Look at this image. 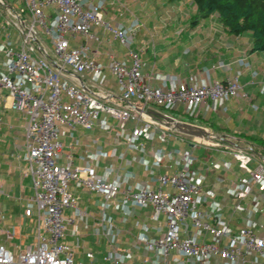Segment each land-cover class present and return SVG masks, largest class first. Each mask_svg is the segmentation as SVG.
Segmentation results:
<instances>
[{"label": "built area", "instance_id": "built-area-1", "mask_svg": "<svg viewBox=\"0 0 264 264\" xmlns=\"http://www.w3.org/2000/svg\"><path fill=\"white\" fill-rule=\"evenodd\" d=\"M21 2L20 6L16 1L11 5L0 0L6 8L1 26L0 98L11 97V107L27 118L24 149L28 165L24 173L32 177L37 233L35 241L18 252L0 243V264H85L76 259V248L67 239L69 227L76 224V218L66 214L68 208L78 205V197L70 189L74 181L104 198L95 232L107 237L111 245L117 236L112 237V232L117 229L118 233V228L106 209L128 214L133 207L149 205L166 216L163 233L150 238L144 230L134 243L152 256L133 260L131 249L112 245L103 256L104 264H264V208L259 207L264 199V156L253 144L228 145L247 174L238 176L237 185L228 189L235 199L234 211H247L244 223L237 227L230 218L222 217L223 203L211 205L214 191L205 190L196 168L189 167L196 161L191 147L213 143L203 135L193 137L190 148L178 151L187 167L161 173L156 185L123 187L116 177L99 174L92 163L71 166L60 162L64 155L72 161V155L64 153L62 127L111 130L112 125L102 118L106 114L117 120L121 130L133 121L126 136L130 146L142 147L139 140L148 130L167 140L177 132V119L167 110L182 106L194 114L204 103L213 108L225 99L249 98L240 75L198 82L191 74L188 79L172 77L169 84L157 85L153 73H143L141 55L131 47L141 25L138 20L134 28L114 25L105 17L101 0ZM11 26L17 31L16 39L7 31ZM97 28L127 47L130 59L110 55L105 64L90 56L89 41H102ZM106 69L115 79L117 92L103 88ZM2 121L0 115V124ZM218 138L221 143L231 140L227 135ZM107 173L114 175L110 169ZM250 197L255 200L253 207L246 201ZM75 232L79 235L77 229ZM84 253L89 260L96 257L90 248Z\"/></svg>", "mask_w": 264, "mask_h": 264}, {"label": "crops", "instance_id": "crops-1", "mask_svg": "<svg viewBox=\"0 0 264 264\" xmlns=\"http://www.w3.org/2000/svg\"><path fill=\"white\" fill-rule=\"evenodd\" d=\"M101 1H103L105 17L114 25L134 28L135 20L141 23L134 32L132 44H138L137 49L134 50L141 55L142 71L145 75L154 74V84L167 85L172 77L188 79L191 74L195 75L198 82L223 80L229 74L240 75L244 92L249 98L225 99L217 102L213 108L204 103L198 106L194 114L186 112L182 106L173 108L174 113H169L178 121L189 123L215 135L211 137L208 134H201L213 143L191 147L196 161L189 167L196 168L197 176L201 178L205 190L214 191L215 196L211 205L223 203L222 217L230 218L234 227L242 225L247 217V211H234L235 199L228 189L237 185L238 176L244 177L247 174L239 168L228 145L234 146L233 143H237L241 146L251 143L264 156L262 146L251 138V136L264 138V51H251L250 33L230 35L222 28L218 18L205 19L211 21V25L206 30L199 26L204 20L200 24L191 25L188 17L174 15L176 10L172 9L173 3L169 0ZM136 1L145 2L147 6L151 5L159 9L161 7L167 9L170 6L171 9L168 10H171L172 17H154L147 14L145 18H141L131 6ZM47 11L52 12L50 9ZM2 22L0 18V42L4 39ZM7 31L10 33V29ZM16 32L15 30L11 34L14 39L18 36ZM97 32L102 41L90 46V56L105 64L109 63L110 55L130 59L129 55L126 57L123 51L112 46L111 42L114 39L110 34L105 33L101 28H97ZM178 32L191 37L193 44L189 42L176 44L174 34ZM146 37H150V46ZM105 43H110L113 49H107ZM158 48L163 52L160 57ZM106 76L103 88L117 92L115 79L107 69ZM11 104V97L4 95L0 98V115L3 118L0 124V222L4 218L6 220L0 228V243H6L9 248L7 239H2L1 234L6 232L5 234L10 238L15 234L22 237L23 218H33L35 230L37 227V208L31 201V196L34 194L32 177L24 173L28 165L24 149V127L27 118L18 110L15 111ZM192 117L207 122V125L190 123L188 119ZM102 118L112 125L111 130L99 126L93 129L81 126L74 129L61 128L64 153L71 154L72 161L64 155L60 162L71 166L92 163L96 165L99 174L108 178L116 177L123 187L140 186L144 183L156 185L161 173L166 171L172 173L187 167L188 164L178 151L190 148L189 141L195 136H200L177 130L173 137L163 140L153 130H148L139 140L144 145L136 148L126 141V136L134 125L133 121H129L126 129L121 130L117 126V120L112 116L102 114ZM221 135H227L231 140L221 143L218 138ZM108 169L112 170L114 175H109ZM255 188L258 192L261 191L258 184ZM70 189L78 197V205L76 208L66 210L67 215L76 218L75 226L68 229L67 239L76 248V259L85 263L87 258L84 251L92 244L96 246V240L93 238L97 222L103 213L104 198L87 189L81 182H71ZM246 201L249 207L255 204L253 197ZM259 207L264 208V199L259 202ZM105 212L109 220L118 228L116 240L121 241L122 247L134 252L133 260H141L153 255L144 246H135L134 243L144 230L150 238L163 233L166 228L164 214L155 212L149 205L133 207L128 214L112 208L106 209ZM75 229L79 231V235ZM99 235L97 244L100 246L104 238L103 235ZM106 241L108 242V239ZM25 246L19 245L20 248Z\"/></svg>", "mask_w": 264, "mask_h": 264}, {"label": "rangeland", "instance_id": "rangeland-1", "mask_svg": "<svg viewBox=\"0 0 264 264\" xmlns=\"http://www.w3.org/2000/svg\"><path fill=\"white\" fill-rule=\"evenodd\" d=\"M15 1L17 3H19L20 6L23 4L21 2V0H6V2L8 4H11V5H14ZM148 1H150V0H148ZM189 2H190V0H186V2L184 0H180L178 2L173 3L172 4V9L176 10V12H175L176 14H174V15L185 17V18L188 17L189 14H190V10L192 11L194 9L192 4H190V5L188 4ZM146 4L147 3H145V2L144 3H142V2L140 3V1H138V2L136 1V3L131 4V6H132L133 11H136L137 14L141 18L142 17L145 18V15H147V14H149L151 16H154V17H159V16H161V17H166V16L170 17L171 16L172 17V13L170 12L171 10H168V9H171L170 6L167 9L163 8V7H161L159 9V8H153V7H151V5L147 6ZM5 13H6L5 6L0 4V18L2 20H4V16H5L4 14ZM214 17L217 20L218 17H217L216 14L211 16V18H214ZM210 22H211L210 19H209V21L208 20H204V23L202 25H199V26L203 27L204 30H206L211 25ZM145 28L146 27L144 26V29ZM8 29H10V33L11 34L15 31L13 26L8 27ZM41 34H42L41 36L44 37V33H41ZM174 38H175V43L178 44V45L183 44L184 42H189V43L193 44L191 37L185 35V33H183V34H179V32L175 33L174 34ZM146 40L148 41L149 46H150L151 45L150 37H146ZM93 43H95V42L89 41L90 46H93ZM111 43L113 44L112 45L113 47H117L116 49H119V50L123 51L124 55L126 57H129L128 56L129 55V49H127V47H123L118 41H114L113 40ZM104 45L108 47L107 49H113L112 47H110V43H105ZM131 47H132V49L136 50L137 47H138V44H136V43H134V45L131 44ZM158 53H159V57L163 53V52H160V48H158ZM14 110L17 111L16 109H14ZM167 111H169L170 113H174V110H167ZM181 118H185V117L181 116ZM188 120L192 124L207 125V122L202 121V120H200L198 118H193L192 117V119H188ZM22 131H23V129H22ZM113 210H115V209H113ZM3 221L4 222L6 221L5 218L3 219ZM3 221L0 222V228H2V226H3ZM22 221H23V225H22L23 226V232L21 233L22 237H19L18 234H15V236L10 238V237H8V235H6L7 234L6 232H5L6 234L5 233L1 234L2 239H7L10 248L13 249L15 252H18V250L20 249L19 245L25 246L27 243L34 241V239L36 237V233H37V230H35V222H34L33 218L32 219L31 218H27V219L23 218ZM118 233H117V229H116L114 232H112V237H113V235L118 234ZM99 238H100V235L96 234V232H95L93 239L96 240V242H95L96 246L92 244V246L89 247V248L92 249L95 252L96 257L93 260H89V259L85 260V264H104L103 256L105 255L107 250L109 248H111L112 245H114L115 247L119 248L120 250L124 249V246L122 247V245H121V241L119 242V241L114 240L112 238L114 241H113V244L111 245L110 242L106 241L107 237H105V236H103L104 242L99 246L97 244V241H98Z\"/></svg>", "mask_w": 264, "mask_h": 264}, {"label": "trees", "instance_id": "trees-1", "mask_svg": "<svg viewBox=\"0 0 264 264\" xmlns=\"http://www.w3.org/2000/svg\"><path fill=\"white\" fill-rule=\"evenodd\" d=\"M190 3L194 7L188 16L191 25L200 24L216 14L228 34L249 32L251 51H264V0H190ZM251 138L264 149L263 137Z\"/></svg>", "mask_w": 264, "mask_h": 264}, {"label": "water", "instance_id": "water-1", "mask_svg": "<svg viewBox=\"0 0 264 264\" xmlns=\"http://www.w3.org/2000/svg\"><path fill=\"white\" fill-rule=\"evenodd\" d=\"M175 128L181 132L192 134V135H201V134L210 135L211 134V132H208L207 130H203L189 123L178 121V120L175 121Z\"/></svg>", "mask_w": 264, "mask_h": 264}]
</instances>
